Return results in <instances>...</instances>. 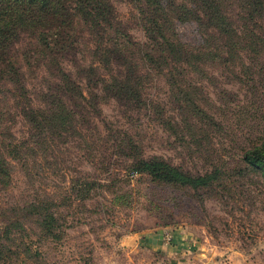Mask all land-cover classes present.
Segmentation results:
<instances>
[{
    "label": "rangeland",
    "instance_id": "rangeland-1",
    "mask_svg": "<svg viewBox=\"0 0 264 264\" xmlns=\"http://www.w3.org/2000/svg\"><path fill=\"white\" fill-rule=\"evenodd\" d=\"M110 3L117 33L144 43L135 2ZM238 3L225 0V14L239 35L228 44L210 27L205 29L213 39L205 43L194 20L173 21L179 40L198 48V61L168 59L149 71L141 53L126 57L141 74L136 101L104 92L101 82L121 67L104 68L91 53L93 34L77 25L73 48L55 59L87 104L74 108L73 129L53 138L48 149L36 141L24 165L22 158L9 159L10 179L0 187V231L15 218L22 228L6 242L14 252L7 264H264V188L254 177L232 174L242 152L264 141V46L246 37L261 34L251 24L242 26ZM255 22L264 32L263 20ZM107 34L103 39H113L112 30ZM12 50L22 64L26 96L42 107L53 70L41 58L23 63L21 55L33 50L28 39ZM212 52L220 57H207ZM5 85L0 135L26 151L30 132L12 86ZM61 99L72 106L66 96ZM134 156L159 157L191 174L219 167L228 176L210 189L167 185L132 173ZM29 202L49 203L59 240L43 234L36 215L14 218ZM157 232L159 249L149 245Z\"/></svg>",
    "mask_w": 264,
    "mask_h": 264
},
{
    "label": "trees",
    "instance_id": "trees-1",
    "mask_svg": "<svg viewBox=\"0 0 264 264\" xmlns=\"http://www.w3.org/2000/svg\"><path fill=\"white\" fill-rule=\"evenodd\" d=\"M132 1L136 4L146 38L142 44L131 42L125 35L117 33L110 0H0V95L3 85L12 86L19 113L30 132L26 151H21L22 144L4 143L3 136L0 135V187L6 186L10 179L9 159L22 158L20 165H24L23 162L28 158L27 152L32 150L34 144L42 141L43 146L48 149L53 138L73 129L72 123L76 116L74 108L80 107L82 103L87 104L80 87L58 67L55 59L73 48L78 24L84 25L93 34L94 47L91 53L98 57L99 63L104 68H108L110 64L121 67L118 74L107 75V80L101 82L102 89L111 97L127 101L138 100L140 84L136 81L141 74L137 64L131 59L126 60V57L141 53L140 57H145V68L149 71L160 69L168 59L185 63L198 61L202 57L197 47L179 40L173 21L194 20L205 43L213 39V34L208 33L206 27L226 38L227 44L234 38H239L229 16L225 14V6H229L225 5V0ZM238 7L243 12L240 16L242 26L251 24L261 34L258 36L247 32L246 37L251 39L253 46H264V32L255 22V19L264 22V0H239ZM110 30L114 33L113 39H103V36L109 35L107 31ZM23 39L30 40L33 47L31 54L21 55L23 63L28 66L30 59L34 60V57L37 62L38 58L45 59L48 69L53 70L55 75V81L47 86V92L42 95V107H34L31 99L26 96L20 71L22 64L15 59L17 56L12 50ZM207 57H220V53H208ZM61 96H66L72 106H67ZM4 114L0 109V130L3 128ZM37 137L39 138L36 139ZM22 154H25V158L21 157ZM239 161L241 166L232 171V174L240 178L254 177L264 188V141L245 149ZM128 168L132 173L148 175L154 182L192 190L210 189L213 185L222 184V180L228 176L219 167L203 174H191L155 156H134ZM48 204L37 206L29 202L12 214L14 218L16 215H21L19 218H32L36 215L43 234L52 240H59L61 231L56 233L58 224ZM17 221L20 220L8 219L6 226L0 231V264L9 263L11 255H14L6 242L10 240L13 230L22 228Z\"/></svg>",
    "mask_w": 264,
    "mask_h": 264
},
{
    "label": "crops",
    "instance_id": "crops-1",
    "mask_svg": "<svg viewBox=\"0 0 264 264\" xmlns=\"http://www.w3.org/2000/svg\"><path fill=\"white\" fill-rule=\"evenodd\" d=\"M160 233V232H159ZM158 232L155 234V233H152V235H150V238L152 239V244H149V245H151L153 248H156V249H159V242H160V236L159 235H157V234H159ZM122 242H125V243H129V242H133L134 244H136V241L134 242V241H132V239L131 238H124V239H122ZM150 243V242H149Z\"/></svg>",
    "mask_w": 264,
    "mask_h": 264
}]
</instances>
